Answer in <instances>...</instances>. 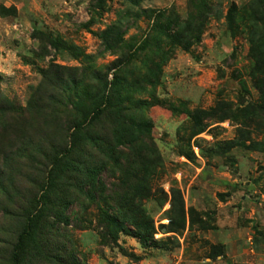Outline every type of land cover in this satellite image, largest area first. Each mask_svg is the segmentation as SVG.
Wrapping results in <instances>:
<instances>
[{
    "label": "rangeland",
    "instance_id": "obj_1",
    "mask_svg": "<svg viewBox=\"0 0 264 264\" xmlns=\"http://www.w3.org/2000/svg\"><path fill=\"white\" fill-rule=\"evenodd\" d=\"M263 82L264 0H0V264L69 150L20 264H264Z\"/></svg>",
    "mask_w": 264,
    "mask_h": 264
},
{
    "label": "trees",
    "instance_id": "obj_2",
    "mask_svg": "<svg viewBox=\"0 0 264 264\" xmlns=\"http://www.w3.org/2000/svg\"><path fill=\"white\" fill-rule=\"evenodd\" d=\"M110 33L115 34V31L110 29ZM261 87L264 90V82L263 86L261 85ZM262 107L264 110V100L262 103ZM92 110L93 118H96L100 115L103 109H100L99 106H97ZM219 118H222L221 120H224L225 116L220 115ZM74 127L76 129L82 128L80 122L75 123ZM202 130L203 127L200 125L198 131ZM68 154H71V150L67 151V155L55 157V159L53 160L52 166L47 172L45 185L40 190L42 192L37 196L35 203L31 206V209L28 211V214L25 218V223L16 236V240L12 246V251L10 255L11 264L21 263V260L24 257L23 253L25 247L28 245V243L35 241L36 237L40 233L47 212V196L51 190H54L56 180L58 179L57 175L59 173L64 174L66 173V171H70L72 173H75L76 175H80L86 183H75V186H77V188L81 192L86 193V195H88L89 198L92 199L93 192L95 191L92 185L94 183L99 182V168L93 165H81L72 162L68 158ZM148 180L149 176L146 177V174H143L140 178H138L137 182H139L141 189L147 187ZM87 184H89L90 186L85 189ZM105 220L107 233L113 240L116 239L119 233H122L124 235L138 238L139 241L145 246L154 245V243L156 242L155 240H153V224L149 219L140 218L138 224H134V221L131 224L129 223V225L127 223L128 221L126 220L125 215H122V217H118L117 215H111L106 211Z\"/></svg>",
    "mask_w": 264,
    "mask_h": 264
}]
</instances>
